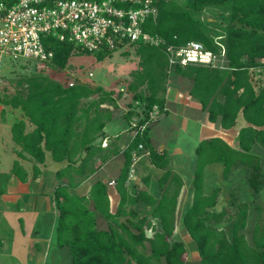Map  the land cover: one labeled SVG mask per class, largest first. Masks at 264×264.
Masks as SVG:
<instances>
[{
	"label": "trees",
	"instance_id": "1",
	"mask_svg": "<svg viewBox=\"0 0 264 264\" xmlns=\"http://www.w3.org/2000/svg\"><path fill=\"white\" fill-rule=\"evenodd\" d=\"M18 0H0L12 5ZM187 6L178 0L160 3L156 21H149L147 30L158 33L169 42L201 41L209 49L217 50L215 36H224L231 69H221L201 64L178 66L177 73L193 80L190 94L197 98L211 121L220 120L221 126L230 129L241 112L247 125L238 132L239 148H233L221 137L202 140L197 149V162L193 177V202L185 211L183 224L196 242L201 264H264V227L256 225L253 244L243 232L247 225L248 203L237 202L238 213L228 210H210L217 204L219 188L211 194L204 193L205 167L209 163L222 162L224 176L233 169L247 165L253 169L250 184L259 191L264 183V171L260 157L251 152L255 143L264 147V84L256 90L252 80V68L264 69V0H186ZM214 7L228 13V24L217 31L201 19L200 11ZM217 34V35H214ZM177 36V39H174ZM54 50L51 63L66 68L78 51L68 41L50 38ZM139 56V68L133 70L128 90L134 100L145 103L147 111L137 126L150 119L149 112L155 104L164 110L168 88V58L161 48L138 42L133 45ZM98 59L111 56L113 51L97 52ZM1 82V80H0ZM14 94L0 98V102L20 108L34 125L27 131V121L20 119L12 125L13 140L20 149L19 157L29 155L34 161L33 177L41 174L39 164L45 162L46 151L55 161H67L57 171L59 179H67L55 189L58 210L57 242L69 246L70 264H185L188 249L184 241L173 237L176 230L177 205L184 184L181 176L172 169L160 178L161 196L155 198L147 190L129 194L127 182L133 154L140 144H149L148 136L140 131L125 151V163L117 179L116 189L120 200L115 212L110 210L107 185L94 183L90 208L86 196L73 193L93 173L94 160L99 156L105 161L109 156L101 139L107 134L105 126L112 120L111 111L102 105L112 100V92L101 86L92 87L82 82L65 85L44 74L23 76L16 81ZM134 103L128 112L133 117ZM4 112V111H3ZM131 120V119H130ZM131 122V121H130ZM100 139V141H99ZM150 155L160 168H166L170 159L166 153L150 147ZM20 180L26 181L28 173L19 160L11 169ZM175 191L170 194V186ZM144 201L152 206L149 214L139 215L128 210L130 205ZM99 211L113 224L109 229L97 228ZM228 216V217H226ZM125 218L124 221L121 219ZM159 220L157 228L153 219ZM232 221V238L214 222ZM147 230L154 231L152 236Z\"/></svg>",
	"mask_w": 264,
	"mask_h": 264
},
{
	"label": "crops",
	"instance_id": "2",
	"mask_svg": "<svg viewBox=\"0 0 264 264\" xmlns=\"http://www.w3.org/2000/svg\"><path fill=\"white\" fill-rule=\"evenodd\" d=\"M260 70H262V68H260ZM167 85L168 88L164 105L165 111L160 114L159 118L157 117L159 120H153L150 123L148 130L144 133L149 139V144L144 143L146 152L148 151L149 153L141 151V153L144 154L136 163L137 167L135 165V176L132 180L128 181L126 185L129 194L136 195L140 190H147L155 198H159L162 193L159 181L166 170H174L183 179L182 173L187 170L186 167L188 162H191L188 169L195 172L197 162L196 149L202 140L209 137H221L233 148L238 149V132L243 126L248 124L244 119V122L238 128H235L240 116L243 117L241 112L237 117L236 124L230 129L223 128L220 120L211 121L208 112L203 110L201 102L190 94L193 80L188 77L177 72L170 73ZM4 108L5 114L2 115L3 107H0V264H58L60 256L71 255L69 246H60L57 242L59 215L56 206L55 189L58 185L65 184L67 179H60V181L54 179V177H57V171L67 165V161H55L52 158L51 152L46 151L45 162L39 164L41 167V174L34 178L33 166L35 161L29 155H27V158L18 156L17 150L20 149V146L15 143L12 135V125L20 119H25L27 121V131L32 130L34 125L28 121L20 108L6 105H4ZM136 112L135 110V113ZM136 115L137 114H134L133 117ZM127 124H129V122ZM121 126H125V124H121ZM118 127L119 125L116 124L115 118L107 122L105 126L107 135L102 138L101 141L107 139L109 145L105 149L109 153V156L105 161H102V159L97 156L94 160L95 165L93 164L95 169L93 173L89 178L72 190L73 193L86 196L90 199L92 185L97 181L104 182L109 191L111 212L116 211L120 195L117 192L116 184L109 185V182L115 180L117 183V179L125 163V151L134 138L133 131L127 130L126 128V133L124 132L126 131L124 130L125 128L119 131L117 130ZM221 134L223 135L221 136ZM159 135H162L161 140H158ZM257 145L263 147L259 143H255L251 152L260 157V165L264 171L262 157L259 153L255 152L258 149ZM150 147H154L158 151L167 154L170 162L166 168H160L154 163L150 155ZM144 157H148L145 163L142 162ZM15 160H19L21 165L26 169L28 173L26 181L20 180L12 173L11 169ZM140 163L143 164L140 165ZM241 166L247 165L240 164L236 166L230 176L226 178L224 176L225 166L222 162L209 163L205 167V182L207 180V174L210 178H214L219 175L221 171L223 177L229 179L234 171ZM247 167L252 169L250 166ZM153 169L155 170L153 171ZM251 175L252 173L248 178L250 186L249 179ZM140 181L144 182V186H138L140 185ZM183 181L184 187L185 180L183 179ZM132 183H136L137 185L135 184L134 187H131ZM155 185L159 187L160 193L159 190L156 192ZM219 187L220 186L214 187L210 193H205L204 188V193L206 195L211 194ZM251 188L253 189L252 186ZM263 189L264 183L260 191ZM231 194L234 197L235 208L233 211L236 214L239 211L237 202L242 201L238 198L235 188ZM218 202L219 201H217V204ZM243 202L248 203L247 201ZM89 204L91 205V207L90 205L89 207L94 209L91 199L89 200ZM179 204L180 199H178L177 209ZM217 204L210 208V210L212 211L215 209L219 212L227 209V207H221L217 210ZM191 205L192 203L190 206ZM140 206H146L148 214L152 210V206L147 205L144 201H139L134 205H130L128 210L134 209L137 211ZM248 206L249 217V211L251 210L249 203ZM98 213L100 212L97 211L96 217ZM100 214L106 218L102 213ZM121 220L124 221L125 218ZM103 224V228H99L97 219L98 229H109L110 225L113 223L106 218ZM258 224L261 225L259 220L255 224L254 229ZM247 226L248 218L246 227ZM159 227L160 225L157 226V228ZM183 227L178 228L176 221V230L173 237L176 236L178 230H186L184 224ZM149 231L151 230H147V235L152 236L154 231H151L152 233H149ZM185 234H188L190 237L187 230ZM197 254H199V252ZM50 255H54V260L52 262ZM190 261H193V264H197L198 262L201 264V257L200 255H195ZM70 263L71 261L67 264ZM185 264H187V258Z\"/></svg>",
	"mask_w": 264,
	"mask_h": 264
},
{
	"label": "built area",
	"instance_id": "3",
	"mask_svg": "<svg viewBox=\"0 0 264 264\" xmlns=\"http://www.w3.org/2000/svg\"><path fill=\"white\" fill-rule=\"evenodd\" d=\"M170 0H18L12 5L0 2V64L10 62L27 65L48 63L54 57L50 38L68 41L78 51L97 53L126 49L138 42L161 48L168 58V71L178 66L201 64L231 69L224 36H217V50L201 41L169 42L158 33L147 30L149 21H156L160 3ZM177 39V36H174ZM89 75H93L92 72ZM76 81H71L73 85ZM137 121L131 122L133 135L144 133L150 123L163 113L155 104L150 119L137 126L147 111L145 103L134 101ZM107 139L102 145L107 146ZM146 149L140 144L134 152L128 181L135 176V165ZM112 180L109 185H115Z\"/></svg>",
	"mask_w": 264,
	"mask_h": 264
},
{
	"label": "rangeland",
	"instance_id": "4",
	"mask_svg": "<svg viewBox=\"0 0 264 264\" xmlns=\"http://www.w3.org/2000/svg\"><path fill=\"white\" fill-rule=\"evenodd\" d=\"M180 5L187 6L186 0H178ZM201 19L208 23L211 28L217 31L221 30L220 27H224L228 24V13L214 7H207L200 11ZM217 35V34H214ZM217 38V36H215ZM139 56L136 53V48L134 46H129L125 50L119 49L115 50L111 56L99 60L97 53H83L74 54L71 56L68 66L66 68H59L51 63H30L27 65L14 64L10 62H2L0 64V98H5L6 95L14 94L17 90L16 81L23 76H30L35 74L48 75L53 79L68 85L71 81L82 82L88 84L92 87L101 86L106 91L112 92V100L107 101L102 105V108L107 109L112 112L113 118H115L116 124L119 125V131L131 130V122L137 121L134 117L129 119L128 112L134 103L133 93L128 90V85L132 81V72L139 68ZM92 72L93 75H89ZM168 75L173 72H177L176 69L168 71ZM251 80L256 90L264 84V69L252 68ZM8 106V105H6ZM0 107H3L2 115L5 114L4 104L0 102ZM159 118V117H158ZM156 118L155 120H157ZM131 122H130V121ZM159 120V119H158ZM129 124H127L128 122ZM244 122V118L240 116L237 126L238 128ZM125 124V126H121ZM127 130L124 131L127 133ZM218 134V133H216ZM223 134H221L222 136ZM162 139V135L158 136V140ZM100 141V139H99ZM102 144V143H101ZM257 153L262 157V165L264 167V148L257 145ZM194 157V156H193ZM148 157H144L142 162H147ZM143 163H140L143 164ZM188 162L186 171H183V179L185 180L184 187L182 186L179 199L180 204L177 209V226L178 228L183 227V215L185 210L190 206L193 201V185L192 178L193 172L190 171ZM5 164V163H4ZM3 164V165H4ZM95 165V163H93ZM5 166V165H4ZM137 167V165H136ZM155 169H153L154 171ZM253 173L252 169L247 166H241L236 169L233 175L229 179L223 177L221 173L214 178H210L207 174V180L205 182V193H210L214 187H219V193L217 201V210L221 207H227L229 214H235L233 211L235 208L234 197L231 194L233 189H236V193L240 201H247L250 205L248 226L243 229V232L247 236L250 244H253V231L254 226L259 220L261 225L264 227V189L262 191H254L249 185L248 178L250 174ZM60 181L59 178L54 177ZM144 182L140 181V185L144 186ZM136 183H132L131 187H134ZM137 185V184H136ZM156 192L159 187L155 185ZM138 189V188H136ZM176 189L175 184L170 186L169 193L172 194ZM160 193V190H159ZM88 205L89 201L87 202ZM144 205V204H143ZM91 207V205H90ZM215 210V209H214ZM216 211V210H215ZM139 215L148 214L146 206H140L137 210ZM234 212V213H233ZM228 217V216H226ZM98 227L103 228V221H106L100 213L97 214ZM103 219V220H102ZM155 222L156 227L159 225V220L152 218ZM213 226L223 229L228 237L232 238V221L226 219L223 222L212 221ZM106 226V225H105ZM184 228V227H183ZM185 229L178 230L176 232L175 239H179L185 242L188 253H187V264H193L191 262L195 255H199L196 242L185 234ZM149 233H152L149 231ZM51 256V262L54 260V255ZM63 257V258H62ZM71 255H63L58 259V264H67L71 260ZM197 264H200L198 262Z\"/></svg>",
	"mask_w": 264,
	"mask_h": 264
}]
</instances>
